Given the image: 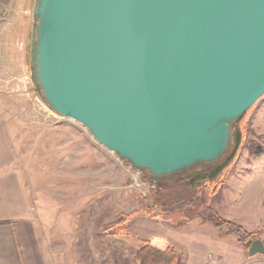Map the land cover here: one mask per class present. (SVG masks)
<instances>
[{
  "label": "water",
  "instance_id": "95a60500",
  "mask_svg": "<svg viewBox=\"0 0 264 264\" xmlns=\"http://www.w3.org/2000/svg\"><path fill=\"white\" fill-rule=\"evenodd\" d=\"M30 17L34 94L150 184L216 164L264 94V0H33Z\"/></svg>",
  "mask_w": 264,
  "mask_h": 264
},
{
  "label": "rangeland",
  "instance_id": "374dc122",
  "mask_svg": "<svg viewBox=\"0 0 264 264\" xmlns=\"http://www.w3.org/2000/svg\"><path fill=\"white\" fill-rule=\"evenodd\" d=\"M32 1H0V117L9 127L13 167L36 228L59 244L56 264H72L65 246L76 241L79 264H136L137 246L150 239L174 247L181 264H264V254L248 257L234 235L206 219L215 212L264 242V95L248 109L244 145L208 207L177 226L154 218L146 212L158 214L146 173L100 145L83 125L49 111L34 94L26 65Z\"/></svg>",
  "mask_w": 264,
  "mask_h": 264
},
{
  "label": "trees",
  "instance_id": "16d2710c",
  "mask_svg": "<svg viewBox=\"0 0 264 264\" xmlns=\"http://www.w3.org/2000/svg\"><path fill=\"white\" fill-rule=\"evenodd\" d=\"M247 111L234 122L231 147L216 164L174 179H161L150 185L149 198L158 214H152L151 209H147L148 215L177 226L198 217L201 210L208 207L211 193L221 186L244 145ZM206 219L224 234L234 235L247 253L251 242L258 238L257 232H248L238 223L221 218L215 212L208 213ZM9 222L11 220H2L0 224ZM136 260V264H181L177 250L161 239L141 241L136 248Z\"/></svg>",
  "mask_w": 264,
  "mask_h": 264
},
{
  "label": "crops",
  "instance_id": "0c3cea01",
  "mask_svg": "<svg viewBox=\"0 0 264 264\" xmlns=\"http://www.w3.org/2000/svg\"><path fill=\"white\" fill-rule=\"evenodd\" d=\"M8 128L0 117V221L11 220L0 224V264H56L59 260L53 254L59 244L50 242L51 236L36 228L26 191L13 167ZM65 238L62 236L60 242ZM78 243L71 242L69 248L64 245L71 252L72 264H79Z\"/></svg>",
  "mask_w": 264,
  "mask_h": 264
},
{
  "label": "built area",
  "instance_id": "2783aa9c",
  "mask_svg": "<svg viewBox=\"0 0 264 264\" xmlns=\"http://www.w3.org/2000/svg\"><path fill=\"white\" fill-rule=\"evenodd\" d=\"M1 1V0H0Z\"/></svg>",
  "mask_w": 264,
  "mask_h": 264
}]
</instances>
